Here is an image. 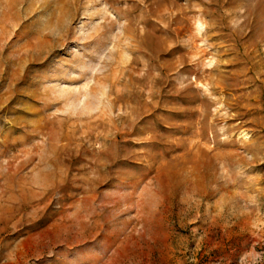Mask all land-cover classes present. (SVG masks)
I'll use <instances>...</instances> for the list:
<instances>
[{
    "label": "rangeland",
    "instance_id": "1",
    "mask_svg": "<svg viewBox=\"0 0 264 264\" xmlns=\"http://www.w3.org/2000/svg\"><path fill=\"white\" fill-rule=\"evenodd\" d=\"M0 264H264V0H0Z\"/></svg>",
    "mask_w": 264,
    "mask_h": 264
}]
</instances>
